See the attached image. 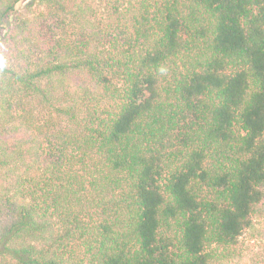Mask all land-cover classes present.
Returning <instances> with one entry per match:
<instances>
[{"label":"trees","instance_id":"obj_1","mask_svg":"<svg viewBox=\"0 0 264 264\" xmlns=\"http://www.w3.org/2000/svg\"><path fill=\"white\" fill-rule=\"evenodd\" d=\"M259 218L264 0H0V264H234Z\"/></svg>","mask_w":264,"mask_h":264},{"label":"rangeland","instance_id":"obj_2","mask_svg":"<svg viewBox=\"0 0 264 264\" xmlns=\"http://www.w3.org/2000/svg\"><path fill=\"white\" fill-rule=\"evenodd\" d=\"M242 256L235 259L234 264H263L264 258V218L255 222V228L243 240ZM232 264V263H231Z\"/></svg>","mask_w":264,"mask_h":264}]
</instances>
